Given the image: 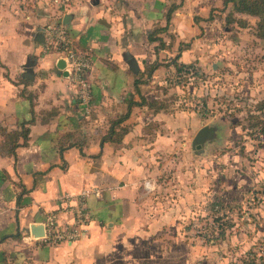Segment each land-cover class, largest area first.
<instances>
[{"label": "crops", "instance_id": "crops-1", "mask_svg": "<svg viewBox=\"0 0 264 264\" xmlns=\"http://www.w3.org/2000/svg\"><path fill=\"white\" fill-rule=\"evenodd\" d=\"M179 2L118 0L117 13H111L98 0L62 13L70 16L65 25L75 46L91 57L88 118L80 112L74 88L55 68L59 57L43 50L46 19L23 27L26 42L19 33L10 36L1 29L0 127L8 131L32 121L24 125L26 142L17 139L15 160L0 154V264H131L124 239L147 233L140 226L145 213L137 201L142 179L161 169L156 158L173 149L171 136L189 122L178 111L135 105L120 123L125 131L116 141L118 128L109 134L110 121L126 112L129 100L157 98L145 94L143 86L164 83L159 77L174 71L175 56L182 63L197 57L196 43L188 38L205 28L206 13L221 5L219 0ZM177 3L166 22V9ZM160 27L165 30L156 36L162 44L155 50L157 43L147 41L145 34ZM153 61L159 65L146 76L145 67ZM26 73L29 79L22 77ZM137 79L141 83L135 90ZM18 184L25 193L16 204ZM79 190H96L87 197L82 237L49 245L31 234L32 225L58 209L64 195Z\"/></svg>", "mask_w": 264, "mask_h": 264}, {"label": "rangeland", "instance_id": "rangeland-1", "mask_svg": "<svg viewBox=\"0 0 264 264\" xmlns=\"http://www.w3.org/2000/svg\"><path fill=\"white\" fill-rule=\"evenodd\" d=\"M117 1L99 4L117 13ZM91 2L0 0V31L22 38L25 25L42 17L50 23ZM217 8H211V20L203 19L205 28L185 37L196 43L197 57L189 63L201 72L197 79L177 82L172 71L159 77L165 81L161 85L143 86L145 94L157 96L153 100L163 112L178 111L189 124L171 136L173 149L156 158L161 169L142 179L137 201L147 233L124 239L131 264H264L263 139L244 119L264 99V37L254 30L256 17L233 13L245 25L226 26L229 8ZM206 124L216 126L215 138L194 154L191 138ZM212 201L221 203L217 211L208 209ZM220 230L223 237L216 238Z\"/></svg>", "mask_w": 264, "mask_h": 264}, {"label": "built area", "instance_id": "built-area-1", "mask_svg": "<svg viewBox=\"0 0 264 264\" xmlns=\"http://www.w3.org/2000/svg\"><path fill=\"white\" fill-rule=\"evenodd\" d=\"M57 1V0H54ZM62 3V2H61ZM61 16L55 18L42 28V47L46 52L53 51L57 57L64 58L68 70V82L74 88L76 101L81 114L88 118L91 113V91L87 72L91 67V57L75 46ZM201 72L192 64L181 72L179 78L191 79ZM96 190H79L75 194H66L58 209L48 212L40 222L42 235L38 237L43 243L54 245L61 242H72L82 237L88 221L87 197Z\"/></svg>", "mask_w": 264, "mask_h": 264}, {"label": "trees", "instance_id": "trees-1", "mask_svg": "<svg viewBox=\"0 0 264 264\" xmlns=\"http://www.w3.org/2000/svg\"><path fill=\"white\" fill-rule=\"evenodd\" d=\"M182 0H180L181 2ZM179 2V3H180ZM178 3L177 4H170L168 6V8L166 9L165 13H164V18L165 21L167 22L169 20V17L171 15V13L173 12L174 9H176L178 7ZM229 8V10L226 12L223 21L224 24L223 25H228V24H233L234 22L236 24H238L239 26H244L245 22L243 21H239L236 18L233 17V13L236 14H246L249 16H253L256 17V23L254 26V30L256 31V35L258 37H264V0H221V7L219 8V10L221 12H223L226 8ZM218 9V8H217ZM212 9L209 11L208 15H207V20H211L213 18L212 15ZM195 20H197V18H195ZM165 30V27H160V28H156V29H152V30H147L146 31V39L149 42H156V46H155V50L156 48L160 47L162 44V40L160 37L156 36L157 33H160L162 31ZM177 58V56H175L172 59V65L174 68V75L177 78V82L180 81L181 78H179V75L181 72L185 71L188 67L192 66L191 63H182V62H177L175 61ZM159 65L158 62L153 61L152 63L148 64L145 67L144 73L146 74V76H150V74L152 73V71L157 68V66ZM193 80H196V77L191 78ZM190 80V79H189ZM21 81H24V79H21ZM141 80L137 79L133 81V88L136 90L137 89V84H140ZM29 105H30V111L32 108V102L29 99ZM135 105H145L147 108L151 109L152 111L156 112L159 110H165L164 106H162L161 104H157V102L155 100H146L145 98H143L141 96L140 101L139 102H134L132 100H129L127 102V108H126V112L124 114L118 115L116 118L112 119L110 121V128H109V134L112 133V131L114 132L115 128H118L117 132H114L115 134V138L116 141L117 139H119L120 135L124 134V128H122L120 125V123L127 118L128 116V112L130 110V108L132 106ZM158 105V106H157ZM204 106V104H203ZM247 122V127L251 128V129H256L254 133L258 134L261 136V138L263 139L262 142L263 144H261V147L264 148V99L263 100H259L257 101L253 106H252V110H250L247 115L244 118ZM31 120L28 121H22L19 125L18 129H11L6 131L5 128L0 127V135H1V140H0V154H5L8 156H11L13 160H15V153H14V149L15 147H17L19 144L17 142L18 137L21 138L22 142L21 144H24L27 140V133H28V129L24 126L25 123H29L31 122ZM238 124V123H236ZM115 141V140H113ZM17 187L19 188V191L16 194V199L15 202L16 204H18L19 198L20 196L25 193V189L23 188L22 185H17ZM220 202L219 201H212L208 204V209L210 211H217V207L220 206ZM223 231L220 230L217 234L216 238H222L223 237ZM248 264H257L254 261H249Z\"/></svg>", "mask_w": 264, "mask_h": 264}, {"label": "water", "instance_id": "water-1", "mask_svg": "<svg viewBox=\"0 0 264 264\" xmlns=\"http://www.w3.org/2000/svg\"><path fill=\"white\" fill-rule=\"evenodd\" d=\"M98 0H92L91 4L97 3ZM69 15L65 14L61 18V23L67 24V20L69 19ZM40 42L42 43V36L40 38ZM55 68L57 72L63 78H67L68 70L66 69V62L64 58H58L55 62ZM24 78H30L27 73L22 75ZM216 134V126L214 125H202L199 127L195 133L193 134L191 141H190V148L194 154H199L203 151V146L205 143L211 142L215 138ZM30 232L33 236L39 237L42 235V227L40 224L32 225Z\"/></svg>", "mask_w": 264, "mask_h": 264}]
</instances>
